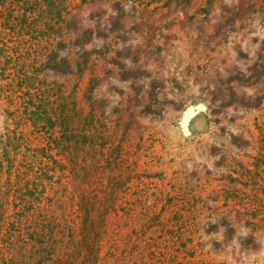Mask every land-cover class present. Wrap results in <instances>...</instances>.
Here are the masks:
<instances>
[{
	"label": "rangeland",
	"instance_id": "obj_1",
	"mask_svg": "<svg viewBox=\"0 0 264 264\" xmlns=\"http://www.w3.org/2000/svg\"><path fill=\"white\" fill-rule=\"evenodd\" d=\"M2 2L0 264H264V0Z\"/></svg>",
	"mask_w": 264,
	"mask_h": 264
},
{
	"label": "trees",
	"instance_id": "obj_2",
	"mask_svg": "<svg viewBox=\"0 0 264 264\" xmlns=\"http://www.w3.org/2000/svg\"><path fill=\"white\" fill-rule=\"evenodd\" d=\"M5 0H3L2 4L4 3ZM42 0H19L20 3H22L24 5V7L27 6H30L29 8H33L34 6L36 7L39 3V6L41 5L40 2ZM45 2H47V0H44ZM87 0H83V2L85 3ZM49 2V1H48ZM34 9V8H33ZM26 11V10H25ZM45 114V113H44ZM31 120L34 122V124L36 126L39 127V124H45L44 126L42 125L41 128L42 129H52L56 126H59L61 128V132H62V139L63 141H65V143L67 142H70L71 139L74 140V136L72 135V131L73 129L71 128L70 124L68 123V119L67 117L63 118L61 120H54L53 118L51 117H46V116H43L42 115V112L40 114L38 113H34L33 114V117L31 118ZM102 137L101 136H98L96 133L95 135H87V134H84V135H81V140L84 141V143L88 142L89 139H92V140H100ZM94 145V143H93ZM89 154V153H88ZM88 175V173H87ZM36 191V190H35ZM34 198H35V192H29ZM35 200H37L35 198ZM82 208H86V207H82ZM87 213V211H86ZM88 214V213H87ZM50 222L48 220H44V225H50L51 226V229L53 230L55 227L52 225L53 224H49ZM83 233H84V247L87 249V251L89 252V254L91 255V261L90 262H95L97 261L96 259V253H97V250H98V241L100 239V236H102L103 232H100V227H99V230H96V227H95V224L91 225V227L89 225H86L83 229ZM36 233L32 235V239L31 240H36ZM57 245L54 244V247H50V248H43L42 249V252L45 253V258L43 260H46L47 262H50L49 264H63V261L62 259H56L54 260L53 259V256L56 254L55 252L57 251Z\"/></svg>",
	"mask_w": 264,
	"mask_h": 264
},
{
	"label": "bare ground",
	"instance_id": "obj_3",
	"mask_svg": "<svg viewBox=\"0 0 264 264\" xmlns=\"http://www.w3.org/2000/svg\"><path fill=\"white\" fill-rule=\"evenodd\" d=\"M193 109H190L186 112L185 117L183 118V121L181 123L182 129L185 133L188 132V122L189 119L194 115V113H192Z\"/></svg>",
	"mask_w": 264,
	"mask_h": 264
}]
</instances>
